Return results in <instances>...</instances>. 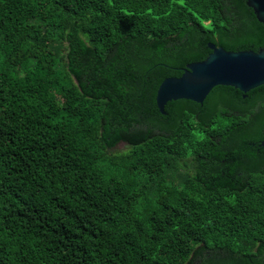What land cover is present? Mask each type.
I'll return each mask as SVG.
<instances>
[{
  "label": "trees",
  "instance_id": "trees-1",
  "mask_svg": "<svg viewBox=\"0 0 264 264\" xmlns=\"http://www.w3.org/2000/svg\"><path fill=\"white\" fill-rule=\"evenodd\" d=\"M246 0H0V264H264V85L157 90Z\"/></svg>",
  "mask_w": 264,
  "mask_h": 264
},
{
  "label": "water",
  "instance_id": "water-1",
  "mask_svg": "<svg viewBox=\"0 0 264 264\" xmlns=\"http://www.w3.org/2000/svg\"><path fill=\"white\" fill-rule=\"evenodd\" d=\"M257 19L264 24V0H246ZM206 59L187 64L181 77L166 78L157 90L156 104L166 114L168 102L190 100L203 104L216 86H227L247 93L264 85V48L260 51H228L209 42ZM264 146V140L262 142Z\"/></svg>",
  "mask_w": 264,
  "mask_h": 264
}]
</instances>
